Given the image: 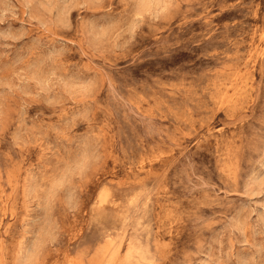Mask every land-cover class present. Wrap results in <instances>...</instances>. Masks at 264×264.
Returning <instances> with one entry per match:
<instances>
[{
  "label": "rangeland",
  "instance_id": "obj_1",
  "mask_svg": "<svg viewBox=\"0 0 264 264\" xmlns=\"http://www.w3.org/2000/svg\"><path fill=\"white\" fill-rule=\"evenodd\" d=\"M0 264H264V0H0Z\"/></svg>",
  "mask_w": 264,
  "mask_h": 264
},
{
  "label": "bare ground",
  "instance_id": "obj_2",
  "mask_svg": "<svg viewBox=\"0 0 264 264\" xmlns=\"http://www.w3.org/2000/svg\"><path fill=\"white\" fill-rule=\"evenodd\" d=\"M243 97V96H242Z\"/></svg>",
  "mask_w": 264,
  "mask_h": 264
}]
</instances>
